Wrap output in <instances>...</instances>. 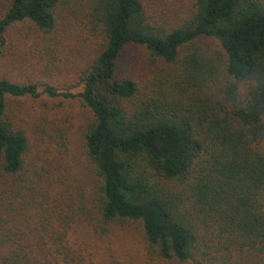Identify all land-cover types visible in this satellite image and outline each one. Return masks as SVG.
Wrapping results in <instances>:
<instances>
[{
    "label": "trees",
    "instance_id": "trees-1",
    "mask_svg": "<svg viewBox=\"0 0 264 264\" xmlns=\"http://www.w3.org/2000/svg\"><path fill=\"white\" fill-rule=\"evenodd\" d=\"M147 0H4L39 30L72 17L100 47L78 78L98 221L138 222L145 264H264V0H188L184 17ZM214 38L218 51L201 47ZM160 63L142 83L118 70L125 45ZM34 83L0 77V264H70L64 233L84 211L46 179L45 161L6 113ZM64 148L65 129H41Z\"/></svg>",
    "mask_w": 264,
    "mask_h": 264
},
{
    "label": "rangeland",
    "instance_id": "rangeland-1",
    "mask_svg": "<svg viewBox=\"0 0 264 264\" xmlns=\"http://www.w3.org/2000/svg\"><path fill=\"white\" fill-rule=\"evenodd\" d=\"M188 0H147L150 11L182 19ZM4 0H0V13ZM68 26L57 22L52 31L44 32L28 20L10 24L0 46V77L18 83H34L38 94L6 98V113L32 143L30 154L38 163L45 161L46 179L70 195L84 211L70 222L64 241L73 258L70 264H145L154 260L138 222L101 223L94 211L91 172L83 152L82 129L89 117L88 109L77 96H49L45 85L57 91L77 93L78 78L100 47V39L81 28L70 17ZM209 51L220 48L214 38L201 40ZM118 70L138 83L144 82L160 65L148 59L142 47L125 45L117 58ZM65 129L64 148L57 147L41 130L52 133ZM155 261V260H154Z\"/></svg>",
    "mask_w": 264,
    "mask_h": 264
}]
</instances>
